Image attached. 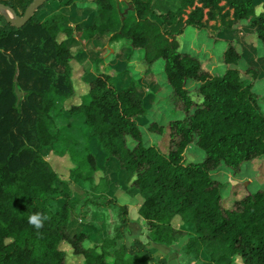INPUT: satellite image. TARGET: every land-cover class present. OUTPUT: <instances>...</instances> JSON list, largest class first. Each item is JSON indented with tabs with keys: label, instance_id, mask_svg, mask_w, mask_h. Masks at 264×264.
<instances>
[{
	"label": "trees",
	"instance_id": "16d2710c",
	"mask_svg": "<svg viewBox=\"0 0 264 264\" xmlns=\"http://www.w3.org/2000/svg\"><path fill=\"white\" fill-rule=\"evenodd\" d=\"M33 1L0 0L19 15ZM125 1L126 15L117 0L81 4L92 13L75 26L63 12L41 19L44 6L22 28L0 15V264H68L65 244L83 264H169L141 240L119 246L130 225L129 207L113 197L108 174L97 182L102 166L92 140L105 155L107 170L140 197L138 213L154 243L171 247L186 239L188 255L207 257L202 264H264V190L226 207L225 185L212 176L224 166L237 175L244 164L264 159V95L255 90L264 57L248 60L228 38L226 70L217 75L198 56L181 51L179 42L189 28L233 33L246 23L264 52V12L257 13L255 0H166L172 7L165 9L159 7L163 0ZM211 22L221 26L215 29ZM77 33L88 41L107 38L109 44L128 40L129 60L137 54L149 70L163 63L162 79L183 118L168 125L153 122L148 130L168 138L167 152L145 143L139 120L149 108L130 84L119 87L111 75L100 73L81 102H74L76 59L68 40ZM244 59L246 79L237 68ZM189 82L197 84L195 94ZM65 113L80 117L79 124L59 126ZM71 130L79 131L81 140ZM193 146L204 160H189ZM46 149L70 159L69 179L47 160ZM69 180L88 183L96 194L92 203L116 210L114 237L90 245V224L77 213L79 200ZM37 211L48 217L40 229L27 219ZM186 225L191 230L182 228Z\"/></svg>",
	"mask_w": 264,
	"mask_h": 264
},
{
	"label": "rangeland",
	"instance_id": "374dc122",
	"mask_svg": "<svg viewBox=\"0 0 264 264\" xmlns=\"http://www.w3.org/2000/svg\"><path fill=\"white\" fill-rule=\"evenodd\" d=\"M58 1L59 0L47 1L44 4V7L39 11L40 18L45 19L55 12H62L63 10L71 7H64L60 9L62 11H55L57 6H59ZM117 2L120 6L122 14L126 15L130 12L125 0H117ZM255 2L257 13L261 14L264 12V0H255ZM88 3V0H79L77 4V12L81 13H77L75 11L76 8L73 6L75 9L68 13L71 15L73 24H76V22H79L80 20L81 22L89 21L92 10L88 7L81 6L80 8L79 6L81 4L88 5ZM223 5H225V3H222V6ZM159 7L160 9H165L172 7V5L166 0H163L159 4ZM0 15L5 16V18L10 16L9 12L4 10L0 11ZM210 24L215 29H218L221 26L220 22H211ZM75 36H81V33H77ZM75 36L73 38H75ZM228 38H233L237 42L238 50L241 54L244 52L246 55L248 54V60L252 59L259 61L264 57L261 44L255 36L254 31L248 28L246 23L238 27L233 33L220 32L217 34L215 30L211 33H207L189 28L185 34L179 38L180 50L190 52L198 56L201 59L203 66L213 74L223 75L226 70L223 55L227 47L226 39ZM69 40L68 47L72 50L76 59L74 66L77 94L79 99H76L74 102L77 104L81 102V98L88 92V84L93 81L99 73H107L111 75L115 84L119 87H125L130 84L144 99L146 106L149 108L147 116L142 117L139 120L140 128L144 134L145 143L148 146L158 145L164 152H167L168 138L166 136L153 134L148 130L150 124L153 122H157L160 125H168V123L173 119L183 118L182 114L175 108L171 90L165 83L166 80L162 79L163 63L155 65V70L152 71V68L149 70L146 65L138 59L137 54L134 55L133 60H129V50L131 47L129 46V41L125 39L111 44V49L116 50L115 56L118 55L117 58L124 61L118 65H115V58H112L114 53H110L111 51L108 50V47H105L107 43L109 45L107 38L98 41L97 46L99 47V50L96 47L97 51H95L94 47L88 53H84L85 50H83L86 48V44L88 45V40L85 41L82 38L79 39L80 41H73L72 38ZM89 48H91V46H89ZM88 56H90V59L85 62ZM102 56H106V59H103L105 57ZM99 57H101L98 59L100 62L93 64L95 59ZM106 62H109L107 66ZM130 64L131 67H129ZM101 68L102 72H99ZM237 68L241 70L243 79L248 78V75L245 73L248 69V64L245 59L241 60ZM260 68L262 77L261 80L258 81L255 90L258 94L264 95L263 66L260 65ZM122 69L125 70L124 74L119 73ZM197 87V84L193 82H189L187 84V88L193 94H195ZM261 105L264 110V103H261ZM66 106L69 108V104ZM67 123H69L67 118H61L58 120V124L59 126H62V128L67 126ZM72 131L73 130H71V132ZM73 132L77 139L81 140V133L77 130ZM90 146L93 152L98 155L102 166L101 172L97 174V182L100 181L101 177L108 174L114 186L112 190L113 197L117 199L120 204L128 205L129 207L130 225L126 230L124 241H119V246L123 243L131 246L136 240H141L148 245L149 249L155 256L167 258L169 264H202L203 261L207 260V257L204 254L199 258L188 255L185 251L186 239L174 244L171 247H165L154 243L152 241L149 224L143 220L138 213V209L141 204L140 197L134 196V193L130 190V188L122 183V177L119 178L118 176H114L112 171L107 170L105 167L106 157L100 150L97 141L92 140ZM197 149L198 148L196 146H193L189 149L188 154L186 152L190 161L199 162L204 160V154ZM81 151L82 148L80 146L78 147V152L81 153ZM43 153L57 173L62 178L69 179L70 169L73 167L70 159L68 157H58L48 151V149L44 150ZM212 176L214 179L224 183V204L226 207H229L236 199H240L252 192L264 190V159L244 164L240 173L237 175L234 174L231 169L224 166L212 173ZM69 183L73 196L79 200L77 213L82 215L84 219L87 220L88 224H90V245H98L106 237H114L116 226L118 224V215L116 210L112 208H101L92 203V200L96 198V194L92 190L91 185L88 183H74L71 180H69ZM175 225L180 226V222L176 221ZM182 228L184 230H191L189 225ZM63 249L68 253V264H83V261L80 258H77L72 254V249L69 245H63Z\"/></svg>",
	"mask_w": 264,
	"mask_h": 264
},
{
	"label": "crops",
	"instance_id": "0c3cea01",
	"mask_svg": "<svg viewBox=\"0 0 264 264\" xmlns=\"http://www.w3.org/2000/svg\"><path fill=\"white\" fill-rule=\"evenodd\" d=\"M59 5V4H58ZM73 6L76 8H73ZM57 8H59V9H57ZM57 8L55 9V11H62V10H60V9H62L60 6H57ZM75 9V11L77 12V5H72L71 7H69L68 9H65V10H63L62 12L63 13H65V14H67L68 15V17H69V19H70V21H71V24L73 25V26H75V25H77V24H79V23H84V22H81V20L79 21V22H76V24H73V22H72V18H71V15L70 14H68L70 11H72V10H74ZM77 13H81V12H77ZM92 13V12H91ZM80 37V38H79ZM81 38H84V36H75V38H72V40L73 41H80L79 39H81ZM85 41H87V39H85ZM98 41L99 40H91V41H88V45L86 44V48L85 49H83V50H85L84 51V53L86 52V53H88L89 51H91L94 47H95V51H97V48H98V50H99V47L97 46V43H98ZM69 43H70V40H69ZM87 43V42H86ZM90 43V44H89ZM89 46H91V48H89ZM97 47V48H96ZM105 47H108V50H110L111 52L110 53H114V55H112V58L114 59L115 58V61H114V63H115V65H118L119 63H123L124 61L122 60V59H119V58H117V56H115V52H116V50H112L111 49V44H109L108 45V43L105 45ZM71 50V49H70ZM72 51V50H71ZM130 51H131V49L129 50V53H130ZM87 56V55H86ZM102 57H105V58H103V59H106V56H102ZM101 57H99V58H96L95 59V61H94V63L93 64H97L98 62H100V60H98V59H100ZM89 59H90V56H88L87 57V59L85 60V62H87V61H89ZM77 62V61H76ZM109 64V62L107 63L106 62V66ZM86 65H88V64H86ZM91 70H93V69H91ZM91 70H89V71H91ZM94 72V71H93ZM99 72H102V68L100 69V71ZM95 73V72H94ZM119 73L120 74H124L125 73V70L124 69H122L121 71H119ZM100 74V73H99ZM98 77V75L94 78V79H96ZM93 79V80H94ZM62 118H67L68 119V121H69V123L71 122V123H73V124H75V125H77V124H79V122H80V117H70L67 113H65L64 114V116L62 117ZM68 124V123H67Z\"/></svg>",
	"mask_w": 264,
	"mask_h": 264
},
{
	"label": "water",
	"instance_id": "95a60500",
	"mask_svg": "<svg viewBox=\"0 0 264 264\" xmlns=\"http://www.w3.org/2000/svg\"><path fill=\"white\" fill-rule=\"evenodd\" d=\"M47 1L48 0H34L26 9L23 15L17 14V12L13 8L0 2V11L6 10L7 12H9L10 16L7 18L8 21L12 23L16 28H22L31 20L36 11L42 8Z\"/></svg>",
	"mask_w": 264,
	"mask_h": 264
},
{
	"label": "clouds",
	"instance_id": "9594fccd",
	"mask_svg": "<svg viewBox=\"0 0 264 264\" xmlns=\"http://www.w3.org/2000/svg\"><path fill=\"white\" fill-rule=\"evenodd\" d=\"M29 224L33 225L36 229L43 227L44 222L48 219L47 215L37 211L27 217Z\"/></svg>",
	"mask_w": 264,
	"mask_h": 264
},
{
	"label": "bare ground",
	"instance_id": "6f19581e",
	"mask_svg": "<svg viewBox=\"0 0 264 264\" xmlns=\"http://www.w3.org/2000/svg\"><path fill=\"white\" fill-rule=\"evenodd\" d=\"M4 11H6V10H4Z\"/></svg>",
	"mask_w": 264,
	"mask_h": 264
}]
</instances>
